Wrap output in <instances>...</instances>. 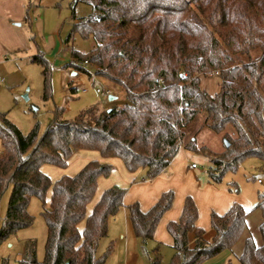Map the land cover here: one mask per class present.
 Returning a JSON list of instances; mask_svg holds the SVG:
<instances>
[{
	"label": "trees",
	"instance_id": "obj_1",
	"mask_svg": "<svg viewBox=\"0 0 264 264\" xmlns=\"http://www.w3.org/2000/svg\"><path fill=\"white\" fill-rule=\"evenodd\" d=\"M90 4L95 15L76 21L72 28L92 37L89 54L72 50L71 67L84 61L96 74L118 85L129 104L110 111L91 106L74 119L56 109L47 129L38 125L24 134L0 112V200L11 186L0 241L32 224L28 207L33 196L45 203L52 189L45 258H36L31 241L19 264H105L112 247L99 256L98 246L109 233L110 220L125 207L128 186L113 184L92 204L99 179L109 177L115 166L99 159L88 161L75 175L56 180L43 170L51 164L66 168L78 151H96L104 159L121 160L130 173L141 170L143 179H154L169 166L179 149L200 152L210 159L211 181L220 183L235 173L248 157L264 161V0H76ZM253 52L256 55L253 56ZM45 97L50 94L51 67L41 55ZM75 62V64H74ZM208 71L219 73V90L211 94L202 86ZM72 93L77 87H70ZM203 117L201 128L223 134L229 146L215 153L199 146L187 129ZM175 200L164 191L148 210L139 202L126 206L135 236L142 245L155 240L163 215ZM262 210V244L245 238L242 264H264V193L255 206ZM248 212L234 202L224 213L212 210L214 235L197 225L199 209L187 196L179 220L167 230L175 255L171 264H203L232 250L246 233ZM160 244L149 256L161 264ZM232 264V263H228Z\"/></svg>",
	"mask_w": 264,
	"mask_h": 264
},
{
	"label": "rangeland",
	"instance_id": "obj_2",
	"mask_svg": "<svg viewBox=\"0 0 264 264\" xmlns=\"http://www.w3.org/2000/svg\"><path fill=\"white\" fill-rule=\"evenodd\" d=\"M95 14L96 10L92 5L78 3L76 0H0V112L5 113L24 134H28L36 124L42 134L52 121L56 109L63 110L64 118L74 119L81 111L94 105L99 110H109L114 106L123 107L129 104L126 93L118 85L100 75L96 76L93 83L85 78L84 81L90 86L87 92L70 91L72 85L68 84L67 79L71 75L72 50L89 54L95 44L92 37L84 38L77 33L70 36L72 28L76 21ZM252 54L255 56L256 52ZM40 55L51 67V88L47 98L43 66L34 60L35 56ZM87 69L93 71L94 67L89 65ZM202 86L211 94H215L219 90V77L202 78ZM96 88L110 89L111 95L116 98L110 101L108 96L98 95ZM202 121L203 117H198L187 129V136L189 139L195 137L199 146H207L215 153H222L225 149L223 134H217L207 127L200 129ZM98 154L96 151H78L66 168L45 164L43 170L53 181L63 174L75 175L83 167L85 159H93ZM193 155L195 159L191 161L198 165L195 171L202 184L214 183L209 175L210 159L200 152H193ZM115 178L117 173L99 179L89 210ZM214 184L237 196L246 206L248 229L233 249L226 250L222 255L228 257L223 264H242L240 256L244 249L245 237L251 235L257 245L262 244L260 223L263 213L255 206L258 194L264 193V161L257 157H248L235 173L227 172L220 183ZM11 188V186L7 188L0 200V229L6 216ZM172 190L175 193V190ZM51 194L50 188L45 203L37 196L31 198L28 211L34 217L33 222L0 241V264H19L20 259L25 257L31 241L35 243L37 260L42 261L45 258L47 225L43 210L49 208ZM204 206L205 203L201 201V216L208 219L210 211L216 210L211 209L207 214L205 212V215ZM123 212L124 207L115 217L118 218L116 223L113 218L111 219L109 233L101 239L98 246L99 256L112 247L105 264H150L149 256L153 255V249L157 244H160L161 264H171L175 255L174 248L158 242L155 245L153 241L142 245L134 236L130 222L126 223L121 217ZM120 231L124 233L129 231V237L120 238L118 235Z\"/></svg>",
	"mask_w": 264,
	"mask_h": 264
},
{
	"label": "crops",
	"instance_id": "obj_3",
	"mask_svg": "<svg viewBox=\"0 0 264 264\" xmlns=\"http://www.w3.org/2000/svg\"><path fill=\"white\" fill-rule=\"evenodd\" d=\"M70 73L72 74V72ZM93 159H99L102 162H109L115 166V169L112 173H117V178H115L114 181H111V183L108 185L109 187L113 184L128 186L127 193L124 197V214L121 216L126 221V223L127 221L130 222L128 211L126 209L127 205L137 201L139 202L141 209L146 211L157 202L164 191L170 189L175 190V200L173 206L163 215L155 232V240L153 241L155 245L156 242H158L161 244L170 245L172 247L173 239L167 230V225L170 221L179 220L184 201L187 196H192L198 206L199 218L197 220V225L206 230L205 237L207 239H211L213 237L214 231L211 228L210 218L208 217V219H206V216L205 218H202L201 216V201L205 203L204 214L205 212L207 214L211 209H215L219 214H224L234 202L241 203L246 209L245 204L242 203V201L237 196H234L222 188L217 187L216 184L206 183L203 185L197 176V172L195 171L198 169V166L192 168V163H194V161L191 160L195 159L193 152L184 148L183 146L179 149L177 155L173 158L163 173L154 179H143L144 172L141 170L137 171L136 173L128 172L121 160L104 159L100 156V154L96 155ZM85 160L84 165L92 159L87 161ZM115 217H117V215L113 217V221L116 223L118 218L115 219ZM118 235L120 238L126 239V237L128 238L130 234L129 231L127 233L120 231ZM224 252L205 261L203 264H223L228 258L227 256H222L224 255Z\"/></svg>",
	"mask_w": 264,
	"mask_h": 264
},
{
	"label": "built area",
	"instance_id": "obj_4",
	"mask_svg": "<svg viewBox=\"0 0 264 264\" xmlns=\"http://www.w3.org/2000/svg\"><path fill=\"white\" fill-rule=\"evenodd\" d=\"M89 65L90 64L88 63V61H84L80 65V67H71L72 74L68 78V83L71 84L73 87H77L78 90H80L81 92H87L90 88V86H88L87 81L86 82L84 81L85 78H88V80H90L91 83H93L97 76L95 69L93 71H88L87 66ZM218 73H219L218 71H208L207 72L209 76H214V75H217ZM95 91L98 95H101L104 97L105 96L109 97L111 95L110 89L103 90L101 88H96ZM197 166H198L197 163H192L193 168Z\"/></svg>",
	"mask_w": 264,
	"mask_h": 264
},
{
	"label": "water",
	"instance_id": "obj_5",
	"mask_svg": "<svg viewBox=\"0 0 264 264\" xmlns=\"http://www.w3.org/2000/svg\"><path fill=\"white\" fill-rule=\"evenodd\" d=\"M25 98L27 99V95H25ZM116 97L115 96H113V95H110L109 96V100L110 101H112V100H114ZM111 109H109L108 111H110ZM225 144H226V146H229V143H228V141L227 140H225Z\"/></svg>",
	"mask_w": 264,
	"mask_h": 264
}]
</instances>
